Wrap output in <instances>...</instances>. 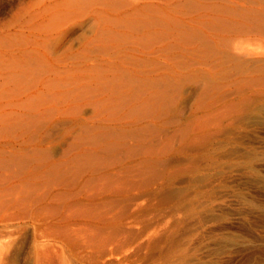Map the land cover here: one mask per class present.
Returning <instances> with one entry per match:
<instances>
[{
	"label": "rangeland",
	"instance_id": "374dc122",
	"mask_svg": "<svg viewBox=\"0 0 264 264\" xmlns=\"http://www.w3.org/2000/svg\"><path fill=\"white\" fill-rule=\"evenodd\" d=\"M262 19L264 0H0V264H254Z\"/></svg>",
	"mask_w": 264,
	"mask_h": 264
},
{
	"label": "bare ground",
	"instance_id": "6f19581e",
	"mask_svg": "<svg viewBox=\"0 0 264 264\" xmlns=\"http://www.w3.org/2000/svg\"><path fill=\"white\" fill-rule=\"evenodd\" d=\"M263 20V24H264V19H262ZM262 23V22H261ZM261 25V24H260ZM263 27H264V25H263ZM256 181V180H255ZM260 182V181H259ZM258 182V183H259ZM256 183H257V181H256ZM261 184V183H260ZM262 185V184H261ZM264 186H262V188H263ZM263 191V190H262ZM263 193V192H262ZM260 194V193H259ZM261 195V194H260ZM262 195H264V194H262ZM263 198V197H262ZM211 200V199H210ZM255 203H256V201H255ZM257 204V203H256ZM263 204H264V202H263ZM262 204V205H263ZM259 205V204H258ZM259 206H261V205H259ZM256 208V207H255ZM264 208V207H263ZM255 210V209H254ZM211 211H212V209H211ZM262 211V210H261ZM263 212V211H262ZM262 212H255V213H258V214H260V213H262ZM264 213V212H263ZM263 215L261 214V216L260 217H262ZM255 217H256V215H255ZM264 217V216H263ZM262 217V218H263ZM211 218H212V216H211ZM212 220V219H211ZM255 220V219H254ZM257 221H262L263 222V220H257ZM256 222V221H255ZM222 225V224H221ZM261 230V229H260ZM264 230V229H263ZM263 230H261L259 233H261ZM209 231H210V229H209ZM256 231H257V229H256ZM258 231H259V229H258ZM212 232V231H211ZM210 232V233H211ZM264 233V232H263ZM256 234V232L254 233V235ZM262 234V233H261ZM210 235V234H209ZM258 235H260V234H258ZM263 235L264 234H262V235H260V236H262L263 237ZM211 237V236H210ZM255 238V237H254ZM256 240V239H255ZM263 240V239H262ZM212 241V240H211ZM254 241V240H253ZM228 242V241H227ZM230 242V241H229ZM242 242V241H241ZM262 242H264V241H262ZM251 243V242H250ZM255 243V242H254ZM42 245V244H41ZM228 245V244H227ZM252 246V245H251ZM250 246V247H251ZM254 246H256V245H254ZM253 246V247H254ZM253 247H252V249H253ZM257 247V246H256ZM42 248V247H41ZM251 249V250H252ZM254 249H255V247H254ZM211 250V249H210ZM250 250V249H249ZM253 251V250H252ZM232 252V251H231ZM251 252V251H250ZM253 253H254V255H256V256H254L253 257V259H254V264H264V245H261V246H259L258 248H256V251L254 252L253 251ZM212 254V253H211ZM250 255H253V254H250ZM210 256V255H209ZM249 257V256H248ZM212 258V257H211ZM250 258V257H249ZM252 259V258H251ZM252 259V260H253ZM211 260V259H210ZM211 263H214L213 261L211 262Z\"/></svg>",
	"mask_w": 264,
	"mask_h": 264
}]
</instances>
